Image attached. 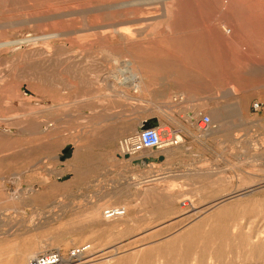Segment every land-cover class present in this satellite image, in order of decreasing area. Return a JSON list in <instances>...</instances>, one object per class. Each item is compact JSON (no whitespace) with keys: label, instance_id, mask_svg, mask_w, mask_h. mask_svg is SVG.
<instances>
[{"label":"rangeland","instance_id":"obj_1","mask_svg":"<svg viewBox=\"0 0 264 264\" xmlns=\"http://www.w3.org/2000/svg\"><path fill=\"white\" fill-rule=\"evenodd\" d=\"M222 2L0 0V41L69 34L110 14L156 26L142 46L82 32L53 40L49 54L0 52V264L50 251L61 264H264V10L229 14ZM48 6L55 16H35ZM131 59L141 83L121 64ZM201 115L213 135L196 131ZM152 117L184 146L160 179L157 163L132 166L117 149Z\"/></svg>","mask_w":264,"mask_h":264},{"label":"bare ground","instance_id":"obj_2","mask_svg":"<svg viewBox=\"0 0 264 264\" xmlns=\"http://www.w3.org/2000/svg\"><path fill=\"white\" fill-rule=\"evenodd\" d=\"M222 1H224V2H222L221 4L225 8H227L226 9V12L229 13V14L231 13L229 11V9L231 7H234V6H240V7L244 8V9L246 8V10H248V14L250 12H256V11H262V10H264V0H222ZM219 4H220V2H219ZM121 7H119V8H121ZM113 9L116 10L118 8H110V10H113ZM55 10H56L55 8H53L51 6H48L45 11H43V12H41V13L35 15V16H43V17L51 18V17L55 16V12H56ZM118 15H119L118 16L119 18H116V17L111 16V14H110L109 15L110 16V19L108 20L109 23H105V24H102L101 22L95 21V20H91V21L83 20V22H82V29L72 28V29H70L69 34H64V33L59 32V33L42 34V35L32 36V37L17 36L15 38H12V39L7 40V41L6 40L5 41H0V52H2V53H9V52H15V51H17L18 49H21V48L23 49L25 47L32 46V48H34V46H36V47L38 46V47H40V48L43 49L44 53L49 54L50 49H51V44H52V41L53 40L58 39V37H60V36L73 35V34L82 33V32H87V33H85V34L82 33L83 35L80 37V39L81 40L83 39V40H86V41L87 40H94V39H97V38H100V39H109V40H115L116 42H118V43H120V44H122L124 46H130V47L142 46L143 44L153 43L154 42L153 33H154V30L156 29V26H153V25L149 24L148 23L150 21L149 19L142 18L140 16H136V14H132V13H131V15H135L132 18L127 17L129 15L127 13L118 14ZM166 15H169V12L168 11L166 12ZM234 22H235V20H234ZM238 30H239V27H238ZM228 42H229V39H228ZM202 56H204V55L202 54ZM202 56H200V58H204L202 60H205V59H208V58H213L215 60H220L221 61L222 59L225 58L224 56H221V55H211L210 57L209 56H206V55L204 57H202ZM194 59H196V57ZM121 64H123L124 67L125 66L127 67V69L129 70V71L128 70L127 71L130 73L129 75H131V77L134 80H137V82L141 83L142 76L137 71L138 70L137 67H136L137 64H138L137 61H134L132 59L131 60H124ZM220 77L221 78L223 77L225 80L228 79L225 75H222ZM133 79H131V80H133ZM231 90L236 91V89L232 87V89H227V88L226 89H222V93L225 92V91L227 93H230ZM17 96H22V93L21 92L18 93ZM179 99L182 100V98H179ZM242 104L243 103H238L235 106L238 115H241L242 114V106H241ZM195 115H196V113L192 114L189 118L192 119ZM188 116H189V114H188ZM194 120L195 119H193V121ZM160 127H161V125L159 124L158 127H156V128H160ZM215 129H216V127L215 126H212L208 131L201 132V133L203 134V136H211V135H213L215 133V131H214ZM221 131H222V129H221ZM178 138H179L180 143H181L182 142V137L179 135ZM165 148H167V147H165ZM119 156L121 158H124V157L125 158L126 157L127 158L134 157V156H126V155H119ZM222 201H220L218 204H215L214 206L219 205ZM181 205L182 206H185V205H187V203L183 202ZM112 208H119V209L125 210V208L123 206L122 207H112ZM209 209H211V207ZM103 210H102V212H103ZM33 252L34 251L30 252L28 256L29 257L33 256V254H34Z\"/></svg>","mask_w":264,"mask_h":264},{"label":"built area","instance_id":"obj_3","mask_svg":"<svg viewBox=\"0 0 264 264\" xmlns=\"http://www.w3.org/2000/svg\"><path fill=\"white\" fill-rule=\"evenodd\" d=\"M253 110H259V104L253 105ZM196 131L206 132L211 127V119L207 115H201L194 120ZM179 133L167 126L160 128L136 130L135 133L121 138L118 142L117 149L120 155L136 156L143 150H153L158 148H165L180 144L178 138ZM125 214V210L119 208L108 207L103 210L102 215L106 220L115 219ZM83 251V250H82ZM81 250L75 249L70 255L69 259L74 260L80 255ZM62 258L57 251H50L38 254L28 259L25 264H61Z\"/></svg>","mask_w":264,"mask_h":264},{"label":"crops","instance_id":"obj_4","mask_svg":"<svg viewBox=\"0 0 264 264\" xmlns=\"http://www.w3.org/2000/svg\"><path fill=\"white\" fill-rule=\"evenodd\" d=\"M191 148V146H190ZM184 149V146L182 145H175V146H170L167 148H158L157 150V156L151 157L149 155H145V154H138L134 157L131 158H125L123 160L126 161H131V165H138L142 168H150L151 165L153 163H157L158 166V176L160 178L162 177H167L169 175H171L172 173H175V169L173 168V162L175 161L177 154L180 153L182 150ZM211 151V154L208 155H204L202 156V161L204 162V166H205V173L210 177H212V170H213V154H212V150H209V152ZM209 162V163H208ZM203 166V165H202ZM211 169V171H209ZM183 175V174H182ZM182 182V181H181ZM208 182V180L206 181V183ZM210 198H214V196L212 195Z\"/></svg>","mask_w":264,"mask_h":264},{"label":"water","instance_id":"obj_5","mask_svg":"<svg viewBox=\"0 0 264 264\" xmlns=\"http://www.w3.org/2000/svg\"><path fill=\"white\" fill-rule=\"evenodd\" d=\"M159 125V120L156 117H152L149 118L147 120H145L140 126H139V130H146V129H153L158 127ZM70 151V148H66L63 153L64 154H68V152Z\"/></svg>","mask_w":264,"mask_h":264}]
</instances>
